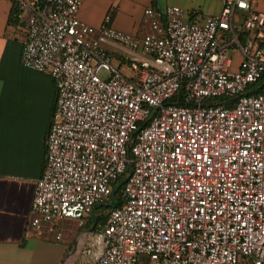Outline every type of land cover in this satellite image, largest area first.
<instances>
[{
	"label": "built area",
	"instance_id": "obj_1",
	"mask_svg": "<svg viewBox=\"0 0 264 264\" xmlns=\"http://www.w3.org/2000/svg\"><path fill=\"white\" fill-rule=\"evenodd\" d=\"M221 1L203 21L149 6L140 38L110 17L83 21L84 0H13L26 17L22 63L58 89L32 203L38 234L65 218L85 226L126 177L120 203L81 234L89 264H264V90L250 92L264 75V11Z\"/></svg>",
	"mask_w": 264,
	"mask_h": 264
},
{
	"label": "crops",
	"instance_id": "obj_2",
	"mask_svg": "<svg viewBox=\"0 0 264 264\" xmlns=\"http://www.w3.org/2000/svg\"><path fill=\"white\" fill-rule=\"evenodd\" d=\"M169 5L181 6L186 18L198 21L223 8L221 0H84L79 16L96 27L110 17L111 26L141 38L149 31L145 9ZM253 7L264 11V0H254ZM13 8V0H0V264H89L95 258L83 252L88 240L81 234L95 227L92 216L98 217V212L87 218L86 223L92 221L89 226L65 218L55 230L46 227L38 234L31 225L58 89L50 74L22 63L26 17L12 18ZM237 14L245 21L248 11L238 9ZM103 42L114 45L113 51L107 50L123 58L131 55L125 46ZM59 231L62 238L58 239Z\"/></svg>",
	"mask_w": 264,
	"mask_h": 264
},
{
	"label": "trees",
	"instance_id": "obj_3",
	"mask_svg": "<svg viewBox=\"0 0 264 264\" xmlns=\"http://www.w3.org/2000/svg\"><path fill=\"white\" fill-rule=\"evenodd\" d=\"M15 12L16 9L13 8L12 18L17 19V17L15 16ZM250 88H251L250 92H256V93L262 92L264 90V75L257 82L253 83ZM125 179L126 177H123L120 180L119 184L115 187L109 200H106L96 205L93 211L98 212V217H96L95 215L92 216V220L94 224L97 220L104 222L106 219V214L108 213L109 209L120 203V188L122 183L125 181ZM91 223L92 221L90 223H86V226L91 225Z\"/></svg>",
	"mask_w": 264,
	"mask_h": 264
},
{
	"label": "rangeland",
	"instance_id": "obj_4",
	"mask_svg": "<svg viewBox=\"0 0 264 264\" xmlns=\"http://www.w3.org/2000/svg\"><path fill=\"white\" fill-rule=\"evenodd\" d=\"M234 22H235L236 25H241L244 22V18L239 17L237 12H236L235 17H234ZM111 42H112V44H115L118 47H122L123 46L122 44L116 43L114 41H111ZM101 46L103 48H105V49H109V50H112V51L114 49V45H110V44L105 43L103 41L101 42ZM228 54H229V56H234L236 62L241 57V52L237 48H231L230 51L228 52Z\"/></svg>",
	"mask_w": 264,
	"mask_h": 264
}]
</instances>
